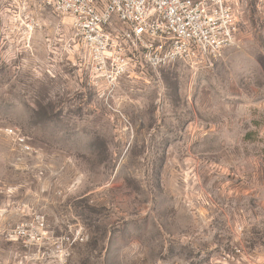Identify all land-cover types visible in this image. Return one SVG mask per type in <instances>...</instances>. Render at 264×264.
<instances>
[{
  "label": "rangeland",
  "instance_id": "374dc122",
  "mask_svg": "<svg viewBox=\"0 0 264 264\" xmlns=\"http://www.w3.org/2000/svg\"><path fill=\"white\" fill-rule=\"evenodd\" d=\"M239 7L215 67L107 97L72 17L0 0V264H264V0Z\"/></svg>",
  "mask_w": 264,
  "mask_h": 264
},
{
  "label": "built area",
  "instance_id": "2783aa9c",
  "mask_svg": "<svg viewBox=\"0 0 264 264\" xmlns=\"http://www.w3.org/2000/svg\"><path fill=\"white\" fill-rule=\"evenodd\" d=\"M241 0H43L53 11L72 17L74 37L89 54L90 82L113 95L122 78L184 62L195 70L215 67L238 41ZM104 92V94H106ZM107 95V94H106ZM111 108L112 105H110ZM15 141L26 153L25 136ZM17 226L18 236L43 237V217ZM79 238V237H78Z\"/></svg>",
  "mask_w": 264,
  "mask_h": 264
}]
</instances>
